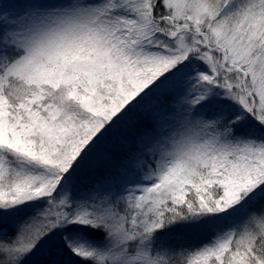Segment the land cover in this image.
<instances>
[{
	"label": "snow or ice",
	"instance_id": "snow-or-ice-1",
	"mask_svg": "<svg viewBox=\"0 0 264 264\" xmlns=\"http://www.w3.org/2000/svg\"><path fill=\"white\" fill-rule=\"evenodd\" d=\"M0 264H264V0H0Z\"/></svg>",
	"mask_w": 264,
	"mask_h": 264
}]
</instances>
